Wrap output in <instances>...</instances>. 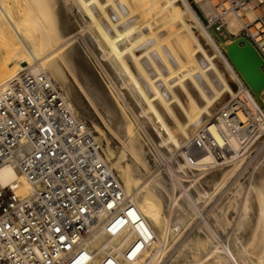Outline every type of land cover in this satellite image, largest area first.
I'll list each match as a JSON object with an SVG mask.
<instances>
[{"label": "bare ground", "instance_id": "bare-ground-1", "mask_svg": "<svg viewBox=\"0 0 264 264\" xmlns=\"http://www.w3.org/2000/svg\"><path fill=\"white\" fill-rule=\"evenodd\" d=\"M194 1L196 4L190 0H29L24 14L28 13L30 25L24 26L25 30L22 20H13L0 0V38L7 39L5 25L16 36L2 40L6 56L0 85L20 69L47 72L70 106L91 122L93 134L106 135L104 148L100 144L103 157L144 217L145 222L129 225L116 236L104 232L92 235L89 264H98L107 253L120 258L131 242L148 234H153V241L138 259L119 264L156 263L162 232H169L173 244L177 242L198 210L218 195L240 166L236 154L242 136L226 125L220 110L234 96L244 100L252 113H258L256 106L264 108L263 92L251 94L240 89L243 79L221 49L230 40L217 42L197 13L196 8L201 14H211L209 1ZM224 24L231 36L241 28L240 21L232 17H226ZM254 120L260 127L261 117L256 114ZM205 133L213 136L214 147L225 146L219 158ZM196 135L203 144L202 152L189 158L181 148ZM177 150L181 152L175 157L174 168L190 178L182 177V182L192 184L186 186V195L189 193L190 205L197 210L183 207V196L171 198L175 184L168 182L164 169L159 175L153 170L159 153L175 155ZM125 156L130 165L122 159ZM17 179L18 172L11 164L0 166V187ZM249 189L241 201L237 225L224 243L228 250L206 226L203 235V231L188 235L178 243L175 250L180 264H264V162ZM237 191L240 193V188ZM224 202L228 200L220 203ZM222 207L218 204V220L228 225L227 208ZM169 210L172 216L167 214ZM201 227L202 223L198 229Z\"/></svg>", "mask_w": 264, "mask_h": 264}, {"label": "built area", "instance_id": "built-area-1", "mask_svg": "<svg viewBox=\"0 0 264 264\" xmlns=\"http://www.w3.org/2000/svg\"><path fill=\"white\" fill-rule=\"evenodd\" d=\"M208 1L211 14L202 12L207 28L228 32L224 19H237L241 28L232 37L249 40L264 62V0ZM240 87L252 94L243 80ZM256 108L258 113H252L234 96L220 110L226 125L242 136L237 156L256 141L261 148L257 159L264 157V108ZM256 114L262 119L260 127ZM205 134L219 158L225 146L214 147L213 136ZM199 140L196 135L193 147L187 146V157L202 152ZM5 164L16 169L18 179L0 187V264H89L92 235L116 236L129 225L145 222L105 161L89 123L45 71L20 69L0 85V166ZM151 241L153 234L140 235L120 258L107 253L98 264L132 263Z\"/></svg>", "mask_w": 264, "mask_h": 264}, {"label": "rangeland", "instance_id": "rangeland-1", "mask_svg": "<svg viewBox=\"0 0 264 264\" xmlns=\"http://www.w3.org/2000/svg\"><path fill=\"white\" fill-rule=\"evenodd\" d=\"M4 2H5V5H6V7H7V10L9 11V13H10V16H12L11 18L13 19V20H16V21H19L20 22V19L22 20V22L25 20V19H28L27 17H28V13H26V14H24V11H25V9H26V11L28 12V9H27V5H29V4H27V2H29V0H4ZM191 2H193L194 4H196L195 3V1L194 0H190V3ZM30 3V2H29ZM193 3H191V4H193ZM26 6V7H25ZM21 7V8H20ZM10 8V9H9ZM19 8V9H18ZM18 9V10H17ZM21 9V10H20ZM25 11V12H26ZM197 11V10H196ZM198 13V12H197ZM200 13H201V11H200ZM24 15H26V16H24ZM27 21H29V19L27 20ZM203 21V20H202ZM20 22L21 23V26H22V28H25L24 26H26L27 28L29 27L28 25H30V21L29 22ZM26 23H27V25H26ZM203 23H204V26L207 28V26H208V24L206 23V22H204L203 21ZM22 24H25V25H22ZM5 25V24H4ZM6 26V25H5ZM4 26V28L5 29H7V30H5L7 33V35L8 36H6L5 38H7L8 40H10V38H16V36H15V34L6 26L5 27ZM27 28H25V30L27 29ZM207 30H209L210 32H211V34L213 35L214 33L215 34H217L218 35V37H219V39H220V41H219V43H222V42H226V41H229V40H232L233 39V37L228 33V32H226L223 28H220V30H222L223 31V34H220V30H216V28H215V26H210V27H208L207 28ZM30 33V32H29ZM31 34V33H30ZM10 37V38H9ZM4 39V38H3ZM3 39H1L0 38V70H1V66H2V60H4V58H5V56H6V49H5V42H2V40ZM7 39H4V40H7ZM222 49V51L225 53V51H224V49H223V47L221 48ZM12 65H13V63H11ZM264 95V94H263ZM257 98V100L258 101H260V99H259V97H256ZM87 122L89 123V125H90V127H91V129H92V131H93V127H92V124H91V122L89 121V120H87ZM95 135L98 137V139H99V141H100V144L102 145V147L104 148V143H105V140H106V135H104L103 133H100V132H96L95 133ZM195 139V136L193 137V139L191 140V141H189L188 143H186V145H184L183 146V148H181V151H186V153H187V156H189V154H188V152L190 151L189 149H188V147L187 146H191V147H193V140ZM199 142H201L200 140H199ZM192 144V145H191ZM117 145V144H116ZM116 145L114 146V145H112V147L114 148V147H116ZM242 146H244V145H242ZM185 147L187 148V150L185 149ZM246 148H243V149H241L240 151V153H239V155L237 156L236 155V159H237V157H238V160H239V162H241L240 163V166H239V168H238V170L235 172V174L233 175V177L223 186V188L219 191V193H218V195H216L214 198H213V200L212 201H210L209 203H207V204H205V206H203V208H201V209H199L198 210V212L200 213H198L196 210L198 209L196 206L194 207L193 206V204H192V206L190 205L191 204V202H192V200H190L191 199V197H190V195H189V193L186 195V193L188 192V188L186 187V186H189L191 183L190 182H188L187 180H189L190 178L189 177H186V175L185 174H183L182 175V173L181 172H178L177 171V169L176 168H174L175 167V165H176V158H178V156L180 155V150H177V152L175 153V155L172 153V152H167L166 154L167 155H165V153H159L158 154V157H160V159H159V161H158V163L156 164L157 166H155L154 168H153V170H158V171H156L157 172V174L159 175V174H162L161 172H164L165 171V173H167L168 175H169V179H168V182L170 181V183L171 182H173L174 184H175V187L173 188L172 187V190H171V198H175L176 196H177V198H180V197H184L183 199H182V201H183V204H185V206L183 205V207H185L186 208V206H187V210L188 209H190V211H193L194 209H196L195 211L198 213V214H196V218L194 217V219L191 221V224H189V226H186V228H185V230L183 231L182 230V235L180 234V237L178 238V240H177V242H175L174 244H173V236H171V234H169V232H165V231H163L162 232V235H163V241L159 244L160 246L157 248V250L155 251L156 252V257H158V258H156V263H154V264H171L172 262H173V264H180V262H181V260L180 259H178V258H176V255H177V250H175V249H177L178 247V243L180 244V242H183L184 240H187V236H188V238L189 237H191V236H195V234H198V232L201 234V231H203V233L201 234V235H203L204 234V230L202 229V228H204V227H206V228H208V230H211L210 232L213 234V236L215 237V239H217L218 240V242L220 243V245H224V243H225V241H226V239L228 238V236H229V234L230 233H232L233 232V230H234V227H236L235 225H237V221H238V219H239V217L241 216L240 214H241V211L239 210V208H241V205H242V202L241 201H243V197H244V195H245V193L248 191V190H251V189H249L250 188V185H251V183L253 182V180H254V178H255V175H256V173H257V171H258V169H259V167L263 164V162H264V157H262V156H260V158L259 159H257V157L260 155V151H261V148H259V146L257 147L256 146V141H254V142H251L250 141V143L248 144V145H246L245 146ZM184 149V150H183ZM240 149V148H239ZM161 155L163 156V157H161ZM177 155V156H176ZM166 158H165V157ZM196 156V155H195ZM195 156H193V157H191V158H194ZM127 157L128 156H125V157H123L122 159L124 160V162L126 161V163L128 164V165H130L131 163L130 162H128L127 161ZM176 157V158H175ZM171 160V161H170ZM243 160V161H242ZM161 162V163H160ZM173 165V166H172ZM156 168V169H155ZM159 168V169H158ZM162 168V169H161ZM163 169H164V171H163ZM176 169V170H175ZM169 170V171H168ZM113 171H114V173L115 174H117V172H116V170H114L113 169ZM198 171H196V173H197ZM179 173V174H178ZM177 176V177H175V175ZM189 175H190V173H188ZM187 174V176H189ZM118 175V174H117ZM172 175V176H171ZM179 176V177H178ZM185 176V177H184ZM173 177V178H172ZM182 177H183V179L185 178V179H187L186 181H183L182 182ZM176 180H175V179ZM181 178V179H180ZM234 178V179H233ZM179 180V181H178ZM232 180V181H231ZM236 180V181H235ZM231 181V182H230ZM238 182V183H237ZM183 183H185L184 185H183ZM180 184V185H179ZM180 186V187H179ZM190 186H192V184L190 185ZM249 186V187H248ZM177 187V188H176ZM181 187H183L182 189H181ZM186 188H187V190H186ZM190 188V187H189ZM237 188H240V193L237 191ZM179 190V191H178ZM185 190V191H184ZM233 190V191H232ZM182 193H181V192ZM228 191V192H227ZM178 192H180L179 194H178ZM231 193V194H230ZM178 194V195H177ZM183 194V195H182ZM186 196H185V195ZM225 194V195H224ZM188 195H189V197H188ZM224 196L226 197V198H224ZM228 196H230V197H228ZM220 197V198H219ZM224 198V199H223ZM231 198V199H230ZM187 201H186V200ZM223 201H225L226 199L228 200V203L227 202H224V203H220V202H223ZM232 200H234V201H232ZM185 201H186V203L188 202V204L190 205L189 207H188V205H186V203H185ZM215 201V202H214ZM218 201V202H217ZM220 201V202H219ZM233 203H232V202ZM213 202V203H212ZM236 202H238L237 204H236ZM228 204V206L229 205H231V204H234V205H231L230 207H225L226 205H224V204ZM218 204H220V206L221 205H223V209L225 208H227L226 209V211H225V213H226V220H229L228 221V225H227V223H221V221H220V223H219V216L220 215H218V213H217V207H218ZM237 206H236V205ZM212 205V206H211ZM215 205V206H214ZM233 206V207H232ZM236 206V207H235ZM191 208H193V210L191 209ZM231 208V209H230ZM233 208H235V209H233ZM238 208V209H237ZM204 211H203V210ZM224 209V210H225ZM208 210V211H207ZM235 212H234V211ZM171 211V212H170ZM189 211V210H188ZM215 211V212H214ZM231 211H233V212H231ZM168 213L167 214H171L170 216H172V210H169V211H167ZM214 213V214H212V213ZM237 213V214H236ZM166 214V215H167ZM207 214V215H206ZM210 214H211V216H210ZM231 214V215H230ZM166 215H165V219H169L170 217H169V215H168V217H166ZM205 215H206V217H207V221H206V218H205ZM216 215V216H215ZM228 215H229V217H228ZM204 216V217H203ZM232 216V217H231ZM211 217H212V219H211ZM214 217V218H213ZM216 217V218H215ZM198 218H199V220H198ZM201 218V219H200ZM228 218V219H227ZM215 221H214V220ZM232 219H233V221H232ZM203 220H204V222H207V223H205V225H204V222H203ZM209 220H211L209 223H208V221ZM197 221V222H196ZM236 222V223H235ZM200 223V224H199ZM201 223H202V225H203V227H201V230L200 229H198V227L201 225ZM214 226H213V225ZM223 225H225L223 228H222V226ZM197 227V228H196ZM215 227V228H214ZM210 228V229H209ZM194 229V230H193ZM224 229V230H223ZM166 230V229H165ZM197 230H199V231H197ZM223 230V231H222ZM167 231V230H166ZM187 231V232H186ZM218 231V232H217ZM220 231V232H219ZM165 233V234H164ZM165 235H167V236H165ZM170 235V236H169ZM228 235V236H227ZM166 238V240H165V238ZM183 238V239H182ZM172 239V240H171ZM164 240H165V242H164ZM172 242V243H171ZM163 244V245H162ZM224 247H225V249L224 250H228V248H226L227 246H225L224 245ZM223 247V248H224ZM161 248V249H160ZM159 250V251H158ZM165 250V251H164ZM167 250V251H166ZM162 252H164V255H160V253H162ZM166 253V254H165ZM172 253H176L175 255L174 254H172ZM169 254V255H168ZM159 255H160V258H159ZM188 255V254H187ZM163 256V257H162ZM171 256H173V257H171ZM189 258H191L192 256H193V253H192V255H191V252H189ZM191 256V257H190ZM162 257V258H161ZM176 258V259H175ZM160 259V260H159ZM177 261V263H176V261ZM158 260V261H157ZM183 260H185V257H184V259ZM168 262V263H167Z\"/></svg>", "mask_w": 264, "mask_h": 264}, {"label": "water", "instance_id": "water-1", "mask_svg": "<svg viewBox=\"0 0 264 264\" xmlns=\"http://www.w3.org/2000/svg\"><path fill=\"white\" fill-rule=\"evenodd\" d=\"M196 8V7H195ZM199 16L204 21L200 11L196 8ZM217 42L220 41L217 34H213ZM225 54L243 81L252 93L264 91V69L261 68L263 59L254 45L243 36L230 40L223 45Z\"/></svg>", "mask_w": 264, "mask_h": 264}, {"label": "snow or ice", "instance_id": "snow-or-ice-1", "mask_svg": "<svg viewBox=\"0 0 264 264\" xmlns=\"http://www.w3.org/2000/svg\"><path fill=\"white\" fill-rule=\"evenodd\" d=\"M110 207H111V205H109ZM57 231H59V229H57ZM61 239H63V237H61ZM109 264H110V262H109Z\"/></svg>", "mask_w": 264, "mask_h": 264}]
</instances>
